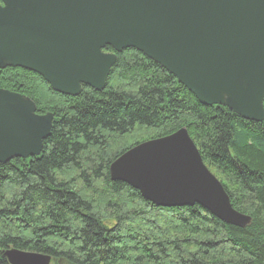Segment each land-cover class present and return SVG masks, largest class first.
<instances>
[{"label":"trees","instance_id":"16d2710c","mask_svg":"<svg viewBox=\"0 0 264 264\" xmlns=\"http://www.w3.org/2000/svg\"><path fill=\"white\" fill-rule=\"evenodd\" d=\"M0 88L53 116L38 157L0 163V264L11 249L50 264H264V120L200 104L134 49L116 54L100 92L64 96L19 68L0 70ZM181 128L247 227L197 204L157 207L110 180L126 150Z\"/></svg>","mask_w":264,"mask_h":264},{"label":"water","instance_id":"95a60500","mask_svg":"<svg viewBox=\"0 0 264 264\" xmlns=\"http://www.w3.org/2000/svg\"><path fill=\"white\" fill-rule=\"evenodd\" d=\"M127 49L202 105L264 119V0H0V70L35 73L58 94L103 90L116 54ZM52 120L0 88V163L38 157ZM109 177L157 207L197 204L224 224L243 229L251 222L231 207L184 128L129 148L110 164ZM4 257L50 264L48 256L13 249Z\"/></svg>","mask_w":264,"mask_h":264},{"label":"bare ground","instance_id":"6f19581e","mask_svg":"<svg viewBox=\"0 0 264 264\" xmlns=\"http://www.w3.org/2000/svg\"><path fill=\"white\" fill-rule=\"evenodd\" d=\"M148 59V58H147ZM87 87V86H86ZM90 88V87H89ZM92 89V88H91ZM102 91V90H101ZM98 92H100V91H98ZM197 100V99H196ZM198 101V100H197ZM201 104V103H200ZM245 120V119H244ZM264 120V119H263ZM262 120V121H263ZM247 121H249V120H247ZM262 121H260V122H262ZM252 122H254V121H252ZM258 123V122H257Z\"/></svg>","mask_w":264,"mask_h":264}]
</instances>
